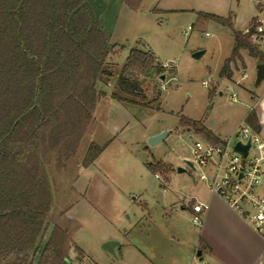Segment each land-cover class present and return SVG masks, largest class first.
I'll return each instance as SVG.
<instances>
[{
  "label": "rangeland",
  "instance_id": "1",
  "mask_svg": "<svg viewBox=\"0 0 264 264\" xmlns=\"http://www.w3.org/2000/svg\"><path fill=\"white\" fill-rule=\"evenodd\" d=\"M90 3L114 54L105 65L110 76L100 75L96 84L103 93L92 122L74 155L53 171L56 204L50 221L70 232L78 251L71 250L69 257L76 261L85 255L89 264H189L201 250L205 261L254 264L264 240L227 206L213 200L210 218L192 223L191 205L209 200L214 174L213 167L194 161L192 147L213 137H231L232 144L231 135L251 111L264 138V80L253 85L257 58L241 49L242 59L231 64L232 78L220 76L234 46L232 28L243 33L264 0H141L137 9L122 0ZM201 13L229 18L232 28ZM133 48L156 57L164 80L153 73L142 82L145 99L118 101L113 95L133 99L116 86ZM200 50L204 53L193 58ZM182 118L190 126H181ZM192 122L209 134L195 133ZM164 130L170 133L162 141L148 144L150 136ZM92 143L102 150L83 168ZM106 240L118 242L114 256L101 249Z\"/></svg>",
  "mask_w": 264,
  "mask_h": 264
},
{
  "label": "trees",
  "instance_id": "2",
  "mask_svg": "<svg viewBox=\"0 0 264 264\" xmlns=\"http://www.w3.org/2000/svg\"><path fill=\"white\" fill-rule=\"evenodd\" d=\"M90 1L0 0V264H69L71 249L78 251L70 232L50 221L54 210L50 213L45 167L53 179L54 167L63 168L74 155L102 97L98 79L110 76L105 65L114 52ZM122 1L131 9L141 2ZM200 15L232 28L229 18ZM232 32L234 46L220 70L226 79L232 78L231 64L242 59L241 49L264 63L248 35ZM163 72L153 54L131 49L116 86L133 99L113 98L145 99L143 80ZM245 123L260 131L252 111ZM180 124L189 125L183 118ZM191 125L195 133L209 134ZM101 150L90 144L81 166L91 165Z\"/></svg>",
  "mask_w": 264,
  "mask_h": 264
},
{
  "label": "built area",
  "instance_id": "3",
  "mask_svg": "<svg viewBox=\"0 0 264 264\" xmlns=\"http://www.w3.org/2000/svg\"><path fill=\"white\" fill-rule=\"evenodd\" d=\"M251 27L253 30H250ZM244 34L264 53V8L259 10ZM203 85L205 86V82ZM228 88L231 89L230 86ZM230 99L236 100L235 93L230 95ZM231 136L235 138L232 144L231 137L219 142L196 140L192 147V157L199 165L213 167L209 191L221 197L264 240V138L246 123L238 127ZM237 142L242 145L249 143L245 156L234 150ZM190 163L194 169L193 162ZM200 179L206 180V176L201 174ZM207 209V203L195 201L191 205L192 223L201 225V218ZM70 264L89 263L82 257ZM189 264L224 263L209 262L196 256ZM254 264H264V251Z\"/></svg>",
  "mask_w": 264,
  "mask_h": 264
},
{
  "label": "water",
  "instance_id": "4",
  "mask_svg": "<svg viewBox=\"0 0 264 264\" xmlns=\"http://www.w3.org/2000/svg\"><path fill=\"white\" fill-rule=\"evenodd\" d=\"M250 30H253V27H251ZM203 53H204V51H202V50L196 51L192 54V57L193 58H199ZM160 79L164 80V74H160ZM263 80H264V63H257L255 65V77H254V82H253L254 87H258ZM169 133H170L169 130H164L158 134L150 136L148 138V144L155 145V144L159 143ZM248 147H249V143L242 145V144H240V142H237L234 145V150L242 153L243 156H245L247 153ZM185 162L189 167H191V168L193 167L192 164L190 163V161L186 160ZM177 170L179 172L184 171V169H182L180 167H178ZM45 172L47 174L51 198H52V206L50 209V213H51L54 210V206L56 204V192H55L53 179H52L47 167H45ZM117 245H118V242L115 240H106V241L102 242L100 247L102 250H104V251H106L109 254L114 256L115 255V247ZM200 254H201V250H198L196 252V256L200 257ZM69 264H70V262H69Z\"/></svg>",
  "mask_w": 264,
  "mask_h": 264
},
{
  "label": "crops",
  "instance_id": "5",
  "mask_svg": "<svg viewBox=\"0 0 264 264\" xmlns=\"http://www.w3.org/2000/svg\"><path fill=\"white\" fill-rule=\"evenodd\" d=\"M264 6V5H263ZM246 30V29H245ZM245 30H244V32H245ZM243 32V33H244ZM264 122H261V124H263ZM262 126V125H261ZM84 168V167H83ZM87 168V167H86ZM210 192V191H209ZM213 200H217L218 202H216L215 204H223L224 206H227L232 212H234L237 216H239L235 211H233L226 203H225V201L221 198V197H219L218 195H216V194H213V193H211L210 192V198H209V200L208 201H202V202H204V203H207L208 204V209L205 211V213L203 214V216H202V222L203 223H205L209 218H210V215H209V209H210V207H211V205L213 204ZM209 210V211H208ZM240 217V216H239ZM243 221H245L242 217H240ZM246 222V221H245ZM247 223V222H246ZM202 224V223H201ZM248 224V223H247ZM211 227V226H210ZM211 232L213 233V235L216 237V238H219L220 236H221V234H219L218 232H216L215 230H214V228H212L211 227ZM214 237V238H215ZM263 248V246H259V248H258V251H257V254L255 255V260L257 259L256 257H259V255H260V253H261V251L263 250L262 249ZM71 250H73L74 251V249L72 248ZM82 257H85V255H83ZM71 259V262H75V261H73L72 260V258H70ZM78 260V259H77ZM254 260V261H255ZM191 260H189V262H190ZM70 262V263H71Z\"/></svg>",
  "mask_w": 264,
  "mask_h": 264
}]
</instances>
